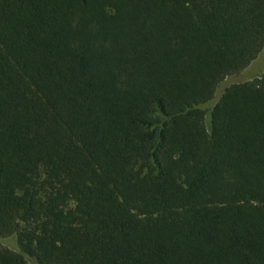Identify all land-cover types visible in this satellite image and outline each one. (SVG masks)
<instances>
[{
    "label": "trees",
    "instance_id": "trees-1",
    "mask_svg": "<svg viewBox=\"0 0 264 264\" xmlns=\"http://www.w3.org/2000/svg\"><path fill=\"white\" fill-rule=\"evenodd\" d=\"M263 49L264 0H0V264H264Z\"/></svg>",
    "mask_w": 264,
    "mask_h": 264
},
{
    "label": "rangeland",
    "instance_id": "rangeland-1",
    "mask_svg": "<svg viewBox=\"0 0 264 264\" xmlns=\"http://www.w3.org/2000/svg\"><path fill=\"white\" fill-rule=\"evenodd\" d=\"M248 69H249L248 73H251V74H253L255 76L259 75L260 72H263L264 71V49L259 54V56L257 57V63H256V65L253 66V67H249Z\"/></svg>",
    "mask_w": 264,
    "mask_h": 264
}]
</instances>
